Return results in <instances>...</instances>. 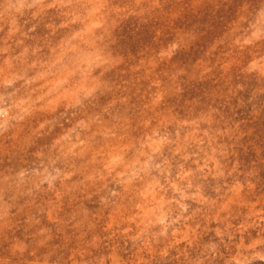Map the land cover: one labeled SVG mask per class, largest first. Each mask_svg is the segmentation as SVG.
<instances>
[{
	"label": "rangeland",
	"instance_id": "1",
	"mask_svg": "<svg viewBox=\"0 0 264 264\" xmlns=\"http://www.w3.org/2000/svg\"><path fill=\"white\" fill-rule=\"evenodd\" d=\"M0 264H264V0H0Z\"/></svg>",
	"mask_w": 264,
	"mask_h": 264
}]
</instances>
